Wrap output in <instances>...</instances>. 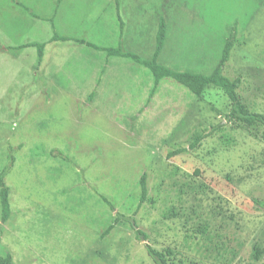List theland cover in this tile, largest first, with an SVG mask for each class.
Instances as JSON below:
<instances>
[{"label":"rangeland","instance_id":"rangeland-1","mask_svg":"<svg viewBox=\"0 0 264 264\" xmlns=\"http://www.w3.org/2000/svg\"><path fill=\"white\" fill-rule=\"evenodd\" d=\"M161 16L176 71L211 74L235 34L224 74L264 115V0H0V252L15 264H155L147 244L176 264H264V143L228 120L225 93L165 78L151 96L144 66L52 41L151 59ZM26 44H45L40 65Z\"/></svg>","mask_w":264,"mask_h":264},{"label":"trees","instance_id":"trees-1","mask_svg":"<svg viewBox=\"0 0 264 264\" xmlns=\"http://www.w3.org/2000/svg\"><path fill=\"white\" fill-rule=\"evenodd\" d=\"M116 11H117V18L120 24V38H123V31L125 28V23L122 19L120 13V4L116 1ZM167 21L164 16L159 18V28L156 37V46L155 51L152 55L151 59H144L139 55H136L131 52H127L121 47L122 45L119 44L117 48H103L100 47L92 42H89L84 39H76L71 37H61L55 34L52 38V41H73L77 44L84 45L86 47H90L97 51H105L109 57H123L127 59H131L135 63L144 66L145 68L149 69L155 80L153 90L151 92V96L154 95L155 91L158 89L160 82L165 79L169 78L174 80L175 82L179 83L180 85L186 87L190 92H192L196 97H200L203 95L205 90L208 87H216L222 90L225 95L228 97L231 103V111L229 112L227 118L230 122L237 123L241 126L252 128L257 130L260 134V139L264 143V115L261 113H256L251 111L242 101L238 91L241 88L242 79L240 76L231 79L227 77L225 72V67L230 61L231 53L235 47L237 42L235 38V34H232L225 42L224 48L222 51V57L220 63L215 68V70L209 74H196L191 72H182L173 70L167 66H164L159 62L160 55L164 49L165 42H166V35H167ZM35 47L38 50L39 55V65L43 62L44 58V50L45 44H26L17 47L16 49H23V48H30ZM209 137V134H200L191 144V148H197L200 143ZM186 150H181L184 152ZM180 152V151H179ZM174 154H170L172 156ZM6 171L0 172V204H1V218L2 221L5 223L11 217V201H10V187L6 184ZM140 187H141V196H140V203H144L148 198V184H147V177L144 174L140 180ZM105 201H107L105 199ZM133 229L136 232V237L139 240H147V236L140 230H138V226L133 220L131 222ZM146 251L149 257L153 260L155 264H176L175 261L172 259V252L170 251H159L153 248L150 245H146ZM259 253V251L257 250ZM0 264H15L14 259L11 253L7 252L2 254L0 252Z\"/></svg>","mask_w":264,"mask_h":264},{"label":"crops","instance_id":"crops-1","mask_svg":"<svg viewBox=\"0 0 264 264\" xmlns=\"http://www.w3.org/2000/svg\"><path fill=\"white\" fill-rule=\"evenodd\" d=\"M153 50H154V48H153V46H152V50H151V56L153 55ZM164 50V49H163ZM163 52V51H162ZM161 56V55H160ZM149 57H147L146 59H148ZM160 59V58H159ZM165 66H167V65H165ZM167 67H169V68H171L170 66H167Z\"/></svg>","mask_w":264,"mask_h":264}]
</instances>
